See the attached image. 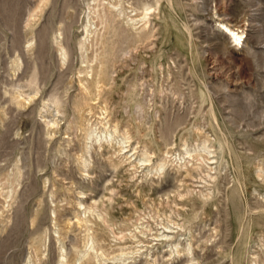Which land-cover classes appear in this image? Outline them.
<instances>
[{
    "label": "rangeland",
    "instance_id": "rangeland-1",
    "mask_svg": "<svg viewBox=\"0 0 264 264\" xmlns=\"http://www.w3.org/2000/svg\"><path fill=\"white\" fill-rule=\"evenodd\" d=\"M0 264H264V0H0Z\"/></svg>",
    "mask_w": 264,
    "mask_h": 264
},
{
    "label": "bare ground",
    "instance_id": "bare-ground-1",
    "mask_svg": "<svg viewBox=\"0 0 264 264\" xmlns=\"http://www.w3.org/2000/svg\"><path fill=\"white\" fill-rule=\"evenodd\" d=\"M166 1V0H165ZM167 3V2H166ZM152 4V3H151ZM151 4H147V5H144L143 7L140 8V11L138 12V15L137 17H129L130 21L132 22V24L134 25L135 22H137L138 20H142V27H145L147 24H148V15L151 13V11L153 9H155L157 7V5H151ZM153 6V7H151ZM139 8V7H138ZM138 10V9H137ZM119 13H124V10H120ZM147 23V24H146ZM222 27H223V32L225 34H228L229 37L232 39V41H234L235 43L237 44H241L243 43L244 41V38L242 35L243 34V29H240L239 27H235V28H231L230 26H228L227 24H222ZM88 32H92V30L90 28H88ZM88 36V35H87ZM87 41V40H86ZM52 126V125H51ZM49 127V126H48ZM110 138V134L107 133L105 134L104 132L103 133H100V134H97L94 130V128H90L87 132H86V138L88 139H91L92 141H96V140H99L100 138ZM205 140V139H204ZM204 142V141H203ZM202 145V144H201ZM187 148V147H186ZM191 148V147H190ZM200 149V152H203V153H209L211 152V150L209 149V145H206L203 143V145L201 146ZM185 150V149H184ZM193 150V149H191ZM198 151V150H197ZM185 154H188V156H191V152L189 150H185L184 152ZM200 157L201 159H205L207 158V156H204L200 153ZM163 161V160H162ZM161 161V162H162ZM165 161V160H164ZM158 163L157 167L158 169H161L164 165V163ZM190 173V172H189ZM262 205V204H261ZM77 219V218H76ZM256 262V261H255Z\"/></svg>",
    "mask_w": 264,
    "mask_h": 264
}]
</instances>
